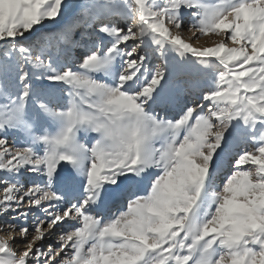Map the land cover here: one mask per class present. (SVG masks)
Listing matches in <instances>:
<instances>
[{"label":"snow or ice","instance_id":"1","mask_svg":"<svg viewBox=\"0 0 264 264\" xmlns=\"http://www.w3.org/2000/svg\"><path fill=\"white\" fill-rule=\"evenodd\" d=\"M71 7L0 0V264H264V0ZM171 61L207 86L169 116Z\"/></svg>","mask_w":264,"mask_h":264},{"label":"rangeland","instance_id":"2","mask_svg":"<svg viewBox=\"0 0 264 264\" xmlns=\"http://www.w3.org/2000/svg\"><path fill=\"white\" fill-rule=\"evenodd\" d=\"M69 4L72 5L69 13L65 14L57 24L54 25H46L49 30H56L61 25H64L66 22H70L71 16L75 15L79 10V6L82 3H85L86 0H68ZM122 23V21H121ZM189 33H185V38L187 39ZM74 40L69 46L65 47L61 44L59 47L56 46V42L53 41L52 47V55L55 58L57 54H59L62 61L67 58V62L71 63L78 58H81L83 55V46L86 44L99 43L102 39L101 34L97 31V26L94 22H91L87 25H80L73 32ZM216 39V37H201L198 41H192L194 46H202V45H211L212 41ZM229 46L231 44L229 43ZM170 76L168 83L166 84V89L177 98V103L172 104L167 109V114L172 116L176 111L179 110V106L183 104L185 100L194 99L197 95H199L200 90L207 86V81L202 76H198L193 71L191 77L187 75V73L191 70V65L189 64H181L176 61L170 62ZM190 81V82H189ZM53 104L56 103L55 98H49ZM62 102V101H61ZM35 109L33 105L29 104V115L34 113ZM161 115L165 114L164 110H160ZM19 137H17L18 139ZM11 143V140H10ZM227 167V165H225ZM248 166L246 165L245 168ZM222 179V177H221ZM118 207V206H116ZM116 207L110 206L108 209H102V212L105 216L110 215L116 212ZM104 210V211H103ZM63 227V226H61ZM59 229H57V232Z\"/></svg>","mask_w":264,"mask_h":264},{"label":"bare ground","instance_id":"3","mask_svg":"<svg viewBox=\"0 0 264 264\" xmlns=\"http://www.w3.org/2000/svg\"><path fill=\"white\" fill-rule=\"evenodd\" d=\"M106 209V208H105ZM108 209V208H107ZM104 211V210H103Z\"/></svg>","mask_w":264,"mask_h":264}]
</instances>
